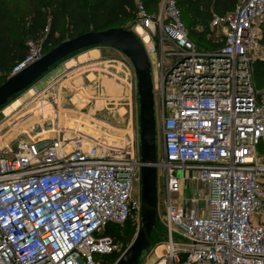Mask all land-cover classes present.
Here are the masks:
<instances>
[{
	"label": "built area",
	"instance_id": "1",
	"mask_svg": "<svg viewBox=\"0 0 264 264\" xmlns=\"http://www.w3.org/2000/svg\"><path fill=\"white\" fill-rule=\"evenodd\" d=\"M134 2L131 30L161 112L155 165L167 235L155 264H264V223L253 222L264 202V88L254 80L264 60V0L212 13L210 47L189 37L175 0H161L157 12ZM26 45L16 72L42 56L40 44ZM140 166L138 137L113 148L66 130L0 153V264H104L117 250L107 227L140 219ZM187 178L193 195L185 199ZM174 227L189 240L183 262Z\"/></svg>",
	"mask_w": 264,
	"mask_h": 264
},
{
	"label": "rangeland",
	"instance_id": "2",
	"mask_svg": "<svg viewBox=\"0 0 264 264\" xmlns=\"http://www.w3.org/2000/svg\"><path fill=\"white\" fill-rule=\"evenodd\" d=\"M134 24L135 16L124 22L122 27L131 29ZM185 25L190 29L186 17ZM217 35L216 30L207 26L204 37L212 40L202 43V46L215 45ZM94 50L97 53L93 55ZM41 52L43 55L42 49ZM156 61V57L152 55L151 63L155 72ZM18 68L20 64L11 70L9 76ZM77 73L78 77H81L80 83L72 81L75 78H71V75L75 77ZM4 80L5 77H0V84ZM255 87H260L256 81ZM154 107L158 160L162 156L161 112L156 101ZM7 109H10L9 114H5ZM138 126V98L132 63L124 54L110 46L89 47L50 67L26 90L11 97L0 107V153H13L20 142L32 139L40 130H50L42 135L46 141L55 139L57 133L66 130L96 138L106 147L120 148L130 139L137 138ZM178 175H183L181 170H178ZM196 185L200 190V182L197 181ZM190 186L187 178L183 192L185 199L193 195L188 189ZM201 194L207 199L208 189ZM163 199V178L157 172V220L147 256L138 264H155L156 254L160 253L166 242L167 226L163 219ZM253 222L264 223V202L263 209L254 213ZM140 225V219L130 220L121 226L110 224L111 231L108 234L114 238L117 250L104 264L117 262L136 237ZM172 240L180 250L178 259L183 262L186 259L185 248L189 240L182 236L176 227L172 231Z\"/></svg>",
	"mask_w": 264,
	"mask_h": 264
},
{
	"label": "trees",
	"instance_id": "3",
	"mask_svg": "<svg viewBox=\"0 0 264 264\" xmlns=\"http://www.w3.org/2000/svg\"><path fill=\"white\" fill-rule=\"evenodd\" d=\"M175 1L184 23L185 17L190 23V29L186 27L189 37L200 47H210L202 43L212 40L204 37L212 13L227 14L240 0ZM142 2L149 12H157L161 0ZM134 16V0H0V77H9L25 59L29 39L40 44L45 53L81 33L122 27ZM261 25L264 40V22ZM255 65L254 80L264 88V60ZM110 231L108 226L106 232Z\"/></svg>",
	"mask_w": 264,
	"mask_h": 264
},
{
	"label": "water",
	"instance_id": "4",
	"mask_svg": "<svg viewBox=\"0 0 264 264\" xmlns=\"http://www.w3.org/2000/svg\"><path fill=\"white\" fill-rule=\"evenodd\" d=\"M110 46L132 63L138 98V143L140 149V227L136 237L115 264H138L149 250L157 220L156 121L150 63L135 33L124 27L88 31L67 39L45 52L39 59L11 74L0 84V107L26 90L50 67L67 56L89 47Z\"/></svg>",
	"mask_w": 264,
	"mask_h": 264
},
{
	"label": "bare ground",
	"instance_id": "5",
	"mask_svg": "<svg viewBox=\"0 0 264 264\" xmlns=\"http://www.w3.org/2000/svg\"><path fill=\"white\" fill-rule=\"evenodd\" d=\"M83 57L81 56V59H82ZM86 59V58H85ZM9 112H10V109H7L6 110V112H5V114H9ZM47 132H50V130H40L38 133H37V135H35V136H41V135H43V134H45V133H47Z\"/></svg>",
	"mask_w": 264,
	"mask_h": 264
},
{
	"label": "crops",
	"instance_id": "6",
	"mask_svg": "<svg viewBox=\"0 0 264 264\" xmlns=\"http://www.w3.org/2000/svg\"><path fill=\"white\" fill-rule=\"evenodd\" d=\"M93 55L94 54H96L97 52L94 50L93 52ZM81 57V56H80ZM74 76V75H73ZM72 75H71V78H75V79H73L72 81H76V82H78V83H80L81 82V77H78V73L76 74V76L75 77H73Z\"/></svg>",
	"mask_w": 264,
	"mask_h": 264
}]
</instances>
